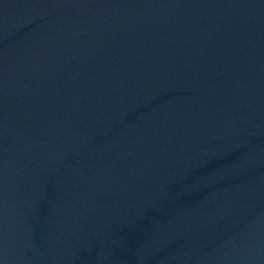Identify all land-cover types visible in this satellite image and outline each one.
<instances>
[{
  "label": "water",
  "instance_id": "95a60500",
  "mask_svg": "<svg viewBox=\"0 0 264 264\" xmlns=\"http://www.w3.org/2000/svg\"><path fill=\"white\" fill-rule=\"evenodd\" d=\"M0 264H264V0H0Z\"/></svg>",
  "mask_w": 264,
  "mask_h": 264
}]
</instances>
